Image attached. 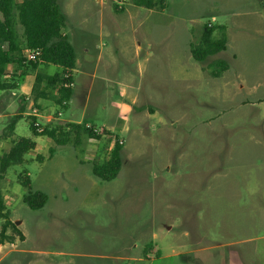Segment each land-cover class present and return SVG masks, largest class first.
Wrapping results in <instances>:
<instances>
[{
  "label": "rangeland",
  "instance_id": "rangeland-1",
  "mask_svg": "<svg viewBox=\"0 0 264 264\" xmlns=\"http://www.w3.org/2000/svg\"><path fill=\"white\" fill-rule=\"evenodd\" d=\"M57 1L77 53L75 96L66 107H37L30 95L14 135L31 136L27 118L36 112L43 126L79 121L101 139L82 132L78 144L51 154L48 137L38 136L36 150L8 169L0 189L24 239L8 229L0 264H260L264 0H166L162 10L132 0ZM208 23L226 27L227 49L198 62L190 43ZM16 30L22 39L17 21ZM218 60L228 68L216 77ZM9 96L12 114L21 103ZM9 123L0 122L3 139ZM116 136L122 168L103 181L92 166ZM22 172L47 195L43 208L23 201Z\"/></svg>",
  "mask_w": 264,
  "mask_h": 264
},
{
  "label": "trees",
  "instance_id": "trees-1",
  "mask_svg": "<svg viewBox=\"0 0 264 264\" xmlns=\"http://www.w3.org/2000/svg\"><path fill=\"white\" fill-rule=\"evenodd\" d=\"M136 6L147 9H164L166 0H132ZM116 5V11H121ZM16 21L23 28V38L20 39L16 30ZM67 16L57 0H0V92H11L18 88L22 77L31 70L37 71L42 65H55L61 68L55 74L37 72L31 97L37 107L40 100H49L59 107H66L73 99L74 87L66 86L73 82L72 71L76 68L77 53L74 45L64 33ZM218 34V37H214ZM227 49L225 26H215L211 23L202 28L200 38L190 43L192 57L198 62H204L209 56L216 55ZM29 52L38 54L37 60H29ZM16 65L19 75L9 74V66ZM212 70L213 76L219 77L227 70L228 64L223 60L215 61ZM10 75V78L7 76ZM15 77H17L15 79ZM23 105L26 103L25 99ZM19 114L13 116L8 129L13 131L20 118L23 117L25 106ZM30 137L16 139L11 148L0 154V180L5 179L8 169L14 165L25 162V155L36 148L33 138L46 136L55 142L56 146L67 145L71 142L79 143L81 133L85 132L90 138L101 139V134L94 131L93 127L74 122H53L42 125L43 131L38 132L35 115L28 116ZM104 131H108L105 130ZM74 137V138H73ZM114 146L109 156L102 162H94L93 174L103 181H112L119 175L122 168V150L124 142L116 136ZM54 148H50L51 154ZM19 181L28 189L23 196V201L31 209H40L47 203L48 197L43 191L33 190L31 179L27 172L19 175ZM7 205L2 190L0 189V217L5 219L0 234V244L13 237L7 235L11 227L23 240L24 235L18 230L15 223L9 218Z\"/></svg>",
  "mask_w": 264,
  "mask_h": 264
},
{
  "label": "crops",
  "instance_id": "crops-1",
  "mask_svg": "<svg viewBox=\"0 0 264 264\" xmlns=\"http://www.w3.org/2000/svg\"><path fill=\"white\" fill-rule=\"evenodd\" d=\"M51 65L52 64H50V65H42L41 64L39 66L38 70L35 71V74H33L32 72H29L25 76V78L20 80V82L18 83V88L16 90H13V91L10 92V94L12 93V95L15 96V98L18 97L20 99V103L21 104H20V107H19L17 112L9 114L8 107L11 106V102H12L11 97L9 96L10 94H9V92H4V91L0 92V122L1 123H4L5 121H10V123L8 124V127H9V125L11 124V120H12L13 116H15L16 114H19L20 113L19 111L23 110V108L25 106V104H24V106H22L23 103H24V101L22 99H25V100L29 99V96L31 95L32 89H33V86H34V82H35L36 73L37 72H42V73L49 74V73L45 72L44 70H46ZM16 69H17L16 65H10L9 66V74L10 75L11 74L19 75L20 72H17ZM74 70L72 71V73L74 72ZM10 75H8L7 78H10L11 77ZM16 78L17 77H15V79ZM74 83H75V80H74ZM74 88H75V84H74ZM74 96H75V90H74L73 97ZM41 101H48V100H40L39 102H41ZM70 102L67 104V106L70 105ZM27 114H28V112L25 109V112L23 113V116H26ZM34 115L35 116H41V114H38L36 112H35ZM64 121L80 123L79 121H74V120H64ZM8 127H7V130L3 133L4 139L0 137V154L8 151L11 148L13 142L16 140L14 133L16 131L17 123H16L15 129L13 131H10L8 129ZM28 137H30V136H28ZM35 138H33V139L36 142ZM49 144L51 145L50 148H54L55 147V142L53 140H51V139H49ZM5 145H8L7 149H4ZM52 145H54V146H52ZM36 148H37V142H36ZM36 148H35V150H36ZM1 245L2 244H0V246ZM256 252H257V257L260 260V264H264V239L258 241Z\"/></svg>",
  "mask_w": 264,
  "mask_h": 264
},
{
  "label": "built area",
  "instance_id": "built-area-1",
  "mask_svg": "<svg viewBox=\"0 0 264 264\" xmlns=\"http://www.w3.org/2000/svg\"><path fill=\"white\" fill-rule=\"evenodd\" d=\"M129 0H120V2H119V4L120 5H122V4H124V3H126V2H128ZM37 56H38V54L36 53V52H29L28 53V55H27V58L29 59V60H33V61H36L37 60ZM66 86H68V87H73L74 86V83L73 82H69V83H67V85ZM35 126L37 127V131L38 132H42L43 131V128H42V126L40 125V123L39 122H36L35 123ZM89 128H92V126H88ZM94 129V131L96 132V133H98V129H95V128H93ZM101 130H103V129H101Z\"/></svg>",
  "mask_w": 264,
  "mask_h": 264
}]
</instances>
